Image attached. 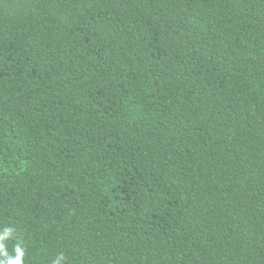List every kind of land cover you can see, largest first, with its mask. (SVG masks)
<instances>
[{"label":"trees","instance_id":"obj_1","mask_svg":"<svg viewBox=\"0 0 264 264\" xmlns=\"http://www.w3.org/2000/svg\"><path fill=\"white\" fill-rule=\"evenodd\" d=\"M0 264H264V0H0Z\"/></svg>","mask_w":264,"mask_h":264},{"label":"clouds","instance_id":"obj_2","mask_svg":"<svg viewBox=\"0 0 264 264\" xmlns=\"http://www.w3.org/2000/svg\"><path fill=\"white\" fill-rule=\"evenodd\" d=\"M11 235V229H7L4 231V233L2 235H0V240H3L7 237H9ZM0 247H2V245H0ZM17 258L14 261H10V264H22L21 262V257L23 256V251L17 247ZM63 259V257L61 256L59 259H57V261L55 262V264H59V261Z\"/></svg>","mask_w":264,"mask_h":264}]
</instances>
